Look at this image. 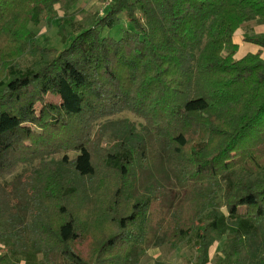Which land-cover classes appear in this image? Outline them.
<instances>
[{"label": "trees", "instance_id": "obj_1", "mask_svg": "<svg viewBox=\"0 0 264 264\" xmlns=\"http://www.w3.org/2000/svg\"><path fill=\"white\" fill-rule=\"evenodd\" d=\"M78 1L0 0V176L21 163L42 165L23 192L35 205L32 222L14 237L24 239L29 228L32 247L48 264H134L151 240L148 210L153 214L158 202L141 199L128 212L125 200L137 157L145 165L158 149L187 192L162 228L163 242L176 249L193 236L192 264H208L211 246L228 233L215 264H264V58L233 57L235 32L264 21V0H112L90 28L72 35L67 25L75 23L56 5L70 9ZM121 15L133 29L123 26L118 39L102 36ZM55 19L68 44L50 60L20 68L28 46L41 48L31 24ZM244 40L264 48V34ZM48 93L61 103L46 102ZM126 110L146 120L147 137L133 136L121 121L120 140L107 138L103 148L107 132L94 140L93 126ZM70 150L78 152L74 159ZM55 152L66 154L50 165L45 156ZM104 162L119 175L108 207L115 230L98 240L93 262L73 248L82 228L65 174L69 164L76 175L92 177ZM222 179L227 215L213 210ZM7 213L0 199V235L6 224L12 228Z\"/></svg>", "mask_w": 264, "mask_h": 264}, {"label": "rangeland", "instance_id": "obj_2", "mask_svg": "<svg viewBox=\"0 0 264 264\" xmlns=\"http://www.w3.org/2000/svg\"><path fill=\"white\" fill-rule=\"evenodd\" d=\"M110 2L111 0H79L70 9L61 7L59 4L56 5V8L60 17H66L75 23L74 26L67 25L68 33L74 35L76 33L75 29L90 28L95 18L107 11ZM121 17V23L113 28L103 29L102 36H113L118 39L123 35V26L133 29L125 16L121 15ZM31 28L37 34V42L41 48L34 50L29 46L27 47L25 54L17 62V65L22 69L35 62L50 60L58 50L68 44H65L61 39V29L57 19L52 23L45 22L41 27L31 24ZM246 34H264V21H247L236 31L235 37H233L236 38L234 42L239 48L233 53V57L240 59L248 53H259L261 56L263 54L262 57L264 58L262 48L259 49L258 45L244 40ZM224 54L230 55L232 50H226ZM45 101L59 104L61 98L56 94L48 93L45 96ZM42 105L41 102L36 104L38 114ZM121 121H126L133 136L136 135L138 138L147 137L146 120L132 111L126 110L98 120L92 128V138L96 140L101 132L106 131V136L101 140L102 147L109 148L110 143L107 138L120 140V137L116 136L115 126ZM110 123L113 126L107 128L106 126ZM157 150L154 154L148 152L145 165L142 164V159L139 156L137 157L133 165L129 196L125 200L128 212H131L133 205L138 200L152 198L158 202V208L153 214L151 210H148L151 219L148 232L151 235V240L144 243L142 246L143 252L134 264H192L197 254L198 242L196 238L193 236L184 238L176 249L170 248L163 242L162 228L165 230L167 224L176 214L182 197L184 198L187 192L184 187L180 186L170 170L165 153L162 150L157 152ZM65 154L66 152H55L46 155L45 159L51 165L53 161L61 159ZM67 154L70 159H74L78 152L70 150ZM45 159L43 158V160ZM40 161L38 159L31 163H21L12 172L3 177L0 176V199L8 203L7 214L9 218L12 217V228L6 224V231L0 235V261H3L4 264H48L47 256L33 248L34 241L30 240L29 228L24 234V239L14 237L18 232L26 230L28 224L32 222L31 210L35 209V205L23 195V192L30 177L32 179L33 175L42 168ZM116 172L110 165L107 166L106 162H104L101 174L97 173L92 177H80L72 171L71 165L68 164L66 167V179L72 180L70 206L79 216L82 228L79 237L73 243V248L82 257L93 262L96 260L93 250L98 240L105 234L115 230L111 221L113 215L108 213V207L116 183L119 181V175ZM30 184L31 181L25 192H30ZM226 186L227 182L222 179L215 193L213 210L217 214H228L224 202ZM158 195H162V197H158ZM227 223L230 224L231 221L229 220ZM227 234L216 239L211 246L208 264H215L221 256L223 244L228 237ZM32 253L35 254V259H27L28 254L32 255Z\"/></svg>", "mask_w": 264, "mask_h": 264}, {"label": "crops", "instance_id": "obj_3", "mask_svg": "<svg viewBox=\"0 0 264 264\" xmlns=\"http://www.w3.org/2000/svg\"><path fill=\"white\" fill-rule=\"evenodd\" d=\"M235 33H236V32H235ZM234 35H235V34H234ZM234 37H235V36H234ZM234 37H233V38H234ZM234 41H236V38H234ZM258 48L261 49L262 47L258 46ZM262 49L264 50V48H262ZM262 56H263V54H262Z\"/></svg>", "mask_w": 264, "mask_h": 264}, {"label": "built area", "instance_id": "obj_4", "mask_svg": "<svg viewBox=\"0 0 264 264\" xmlns=\"http://www.w3.org/2000/svg\"><path fill=\"white\" fill-rule=\"evenodd\" d=\"M112 1V0H111Z\"/></svg>", "mask_w": 264, "mask_h": 264}]
</instances>
